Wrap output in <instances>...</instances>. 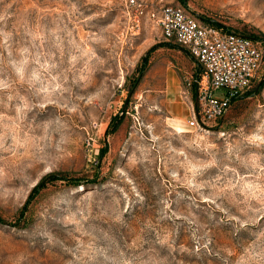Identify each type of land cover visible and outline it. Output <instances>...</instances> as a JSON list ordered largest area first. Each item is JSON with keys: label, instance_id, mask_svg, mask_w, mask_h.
I'll use <instances>...</instances> for the list:
<instances>
[{"label": "rangeland", "instance_id": "1", "mask_svg": "<svg viewBox=\"0 0 264 264\" xmlns=\"http://www.w3.org/2000/svg\"><path fill=\"white\" fill-rule=\"evenodd\" d=\"M165 1L264 54V0ZM124 5L0 0V264H264V63L190 127L198 68Z\"/></svg>", "mask_w": 264, "mask_h": 264}, {"label": "built area", "instance_id": "2", "mask_svg": "<svg viewBox=\"0 0 264 264\" xmlns=\"http://www.w3.org/2000/svg\"><path fill=\"white\" fill-rule=\"evenodd\" d=\"M124 4L132 27L138 30L147 21L159 27L198 68L190 127L206 128L221 118L264 63L263 50L254 38L216 27L183 5L165 0H124Z\"/></svg>", "mask_w": 264, "mask_h": 264}, {"label": "trees", "instance_id": "3", "mask_svg": "<svg viewBox=\"0 0 264 264\" xmlns=\"http://www.w3.org/2000/svg\"><path fill=\"white\" fill-rule=\"evenodd\" d=\"M207 22H209V23H211L212 25H214V26H216V27H223V28H226L225 26H223V25H221V24H219V23H217V22H214V21H212V20H209V19H205ZM226 29H228V28H226ZM249 37H251V38H254L255 39V37L254 36H251V35H248ZM193 86L195 87V84H193Z\"/></svg>", "mask_w": 264, "mask_h": 264}, {"label": "crops", "instance_id": "4", "mask_svg": "<svg viewBox=\"0 0 264 264\" xmlns=\"http://www.w3.org/2000/svg\"><path fill=\"white\" fill-rule=\"evenodd\" d=\"M194 90H196L195 87H194Z\"/></svg>", "mask_w": 264, "mask_h": 264}]
</instances>
